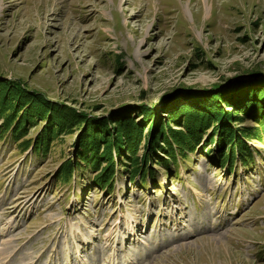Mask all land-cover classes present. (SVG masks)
<instances>
[{"label": "rangeland", "instance_id": "obj_1", "mask_svg": "<svg viewBox=\"0 0 264 264\" xmlns=\"http://www.w3.org/2000/svg\"><path fill=\"white\" fill-rule=\"evenodd\" d=\"M1 93L9 263L264 264V0H0ZM213 115L251 157L221 166ZM189 119L197 144L168 155ZM93 124L130 131L81 146Z\"/></svg>", "mask_w": 264, "mask_h": 264}, {"label": "trees", "instance_id": "obj_2", "mask_svg": "<svg viewBox=\"0 0 264 264\" xmlns=\"http://www.w3.org/2000/svg\"><path fill=\"white\" fill-rule=\"evenodd\" d=\"M242 83H246V82L236 81V82L232 83L231 86L235 85V84L236 85H238V84L243 85ZM1 89H2V87H1ZM5 91H6L7 94L10 93V91L8 89H6ZM213 94H215V93H213ZM4 97L5 96L3 95V93H1L0 94V111L5 115L4 116V123H5L4 125L7 126V125H10V124H14V119H15V114L16 113L13 111L11 114H6L7 111L11 110V109H9V108H11V105H10L9 102L5 101ZM21 97L24 99L26 96H25V94H22ZM191 106L193 107L194 105H191ZM40 109H44V107H41ZM206 109H208V108H206ZM208 110H211V109H208ZM71 112L73 113L75 111H71ZM52 113L55 116L56 113L51 111V110L49 112L43 111V114L48 115L49 126H52L53 123H55V121H56L54 119V117L51 116ZM204 113H207V112L205 111ZM198 115H201V113L198 112ZM212 118L213 119L215 118L214 119V123L215 124L213 126L215 128L213 130H211V132H214L213 133L214 135H219V139H220L219 146H220V148H221V144L223 143L222 141L227 140L226 144L229 145L227 154L223 153V154L219 155L223 159V162L221 163V166L224 167L226 164L231 166L232 165V161L236 158V156H239L240 159H242V160H244L246 157H251L250 153H246V152H248V148H249L246 143H241L240 144L239 140H235V142L233 144L232 135L235 134L233 132V128H231L230 130L229 129L227 130V128H221L219 125L221 124L222 119L219 118V117H215L214 115L212 116ZM58 122H59L60 126L61 125L63 126V123H62L61 120L58 119ZM26 123H27L26 119L23 122L18 121V123L15 124V127H14L15 130H13V132H19V135H22V133L24 131V130H22V126H24V124H26ZM195 124H196V121H194L192 119H189V122L187 123V125L184 126L185 127L184 128V132L182 134L178 133V136H176V138L173 137L174 138L173 139L174 147H176V148L173 147V144L170 143V141H167L166 145L168 146V149H167V154L168 155L172 156L173 151L176 152L177 148L185 149L186 147H192V146L194 147V145L197 144L198 136H199V134H197V130L200 129L201 127L196 128ZM127 126H129V125L127 124ZM99 128H100V130H99ZM129 129L130 128H127V127H115L116 132H114V130L108 129L106 126L101 128V127H99V124H93V125H90L88 128H86L83 131L84 134H82V135L85 136V138L83 139V140H85V142L81 141V138H80V141H81L80 145L81 146H86V144L89 145V146L93 145L94 148L98 149L99 144L100 143L104 144V142H105L104 136L105 135H110L111 132H112V135L116 137L117 141H120V143L122 144L121 138H122L124 133H127V132L130 131ZM220 130H224V131H220ZM234 130L237 133L236 129H234ZM50 132L51 131L49 129H45L44 128L43 130L40 131V133L38 135V139H37V141L35 143H31L30 141L26 142L27 143V147L33 145V146L36 147V150H42L40 148V144L44 143L43 141H48L49 140ZM99 132L102 134L101 140H100V138H99V140L95 138L97 133H99ZM182 141H184L186 146L181 145ZM46 143H48V142H46ZM230 146H231V148H230ZM193 147L190 150H193L194 149ZM239 150L241 152V156L238 154ZM219 153H220V150H219ZM233 155H234V157H233ZM100 156H102V154L98 155L97 151L94 152V156L93 157H94V159L97 162L96 163H91V166L96 168V170L98 169V165L97 164H98V162H100L99 161V157ZM109 156H111V154H109ZM109 156H108V159H109L110 163L108 162V160H106L107 164H109V165L104 167V169L102 171L103 173H100L99 174L100 176L98 175L99 177H97V181H96V184H98L97 186H99L102 189H105V188L109 187L110 183H108V182L109 181L111 182L112 177H113L111 175V174H113V170H112L113 163L111 162L112 159ZM226 159H228V163L224 162ZM66 164H68V165L64 168L63 178H66V179L69 180L70 177H72V171L74 170V168H77V166L79 167L80 163L77 162L76 165L74 166L73 162L67 161ZM104 170H105V172H104ZM134 177H135V174L131 176L129 181H134L135 180Z\"/></svg>", "mask_w": 264, "mask_h": 264}, {"label": "bare ground", "instance_id": "obj_3", "mask_svg": "<svg viewBox=\"0 0 264 264\" xmlns=\"http://www.w3.org/2000/svg\"><path fill=\"white\" fill-rule=\"evenodd\" d=\"M195 191H197V190H195ZM124 218H125V222H126L125 225L129 228V232H130L128 234V236H132L133 235L132 231H134V228L132 226H130V224H131V222L135 223V219H134V217H132L129 214H127ZM76 229H78V227H76ZM71 231H73V230H71ZM6 232H7V230L2 229L1 233H0V235L2 237L0 240V264H11V263H9V258H11V254H12L13 249H14L13 248V240L7 236L8 234ZM43 254L44 253H42L41 256ZM11 259H14V258L12 257ZM114 259H115V254L113 253L110 260L113 261V264H116ZM126 260H127L128 264H134L132 258L127 257ZM31 263H32V261H30V263H25L24 261H19V262H16L14 264H31Z\"/></svg>", "mask_w": 264, "mask_h": 264}]
</instances>
